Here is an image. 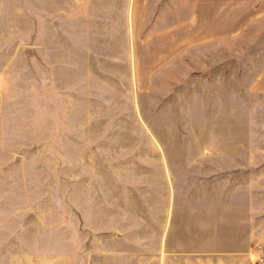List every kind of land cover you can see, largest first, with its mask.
I'll return each instance as SVG.
<instances>
[{
  "label": "crops",
  "instance_id": "0c3cea01",
  "mask_svg": "<svg viewBox=\"0 0 264 264\" xmlns=\"http://www.w3.org/2000/svg\"><path fill=\"white\" fill-rule=\"evenodd\" d=\"M34 2L41 6L39 12H48L53 2L61 14L53 16L51 26L62 29L63 72L78 78L74 90L81 98L102 100L107 97L102 93L115 92L117 106H125L126 100L136 106L139 78L148 76L144 94L150 96L153 76L167 77L158 82L159 119L141 116L134 122L205 125L200 129L205 144L183 149L181 155L189 159L179 167L176 164L173 179L167 181L166 149L161 142L165 137L160 132L156 136L149 131L97 132L77 126L79 130L56 133L52 139L63 141L62 150L76 154L72 161L92 165L93 170L103 140L147 137V146H152L150 140L157 139V149L152 150L159 162L158 181L135 187L124 176L103 187L96 182V172L95 179H79L76 186L72 184L76 195H63L61 200L68 218L77 220V243L63 244L59 257H37L48 252L46 244L41 248L33 242L14 244L12 250L18 253L14 264H32L39 258L62 264H250L248 253L264 245V160L260 158L264 146L258 136L250 137L247 148L245 136L243 146L238 136L233 146L236 136L230 132L243 122L239 109L245 76L262 74L263 66L246 67L244 48H238L241 54L231 51V57L228 46L236 38L215 35L214 28L222 27L230 16L244 25L252 15L253 21L264 23V0H31V5ZM185 28L190 29L189 37H183ZM198 28L206 33L199 34ZM183 40L191 44L188 51L182 50ZM91 43L94 48L88 47ZM187 52L192 59H204L205 66L188 62ZM91 60L95 66L108 63L109 68L98 74ZM159 60L160 71H153ZM182 76L189 79L183 81ZM67 97L65 106L77 116L73 103L77 99L69 93ZM198 130L199 126L190 132Z\"/></svg>",
  "mask_w": 264,
  "mask_h": 264
},
{
  "label": "rangeland",
  "instance_id": "374dc122",
  "mask_svg": "<svg viewBox=\"0 0 264 264\" xmlns=\"http://www.w3.org/2000/svg\"><path fill=\"white\" fill-rule=\"evenodd\" d=\"M49 5L48 12H39L37 10L41 6L36 2L31 5V0H0V264H14V256L18 255L12 250L14 244L33 242L39 248L46 244L50 247L48 252H40L37 257H59L63 244L77 243V220L68 218L61 200L63 195H76L75 186L79 179L91 180L96 172V182L103 187H109L124 176L135 187L154 185L158 181L159 162L157 155L153 154L157 152L152 150L153 147L157 149V139L150 140L152 146H147L149 141L146 136L144 139L103 140V148L95 157L96 170H93L92 165L82 166L72 161L76 154L62 150L63 141L52 139L56 133L79 130L77 126L80 130L97 132L149 131L155 133L154 136L160 132L165 137L161 142L165 143L166 149L167 181L173 179L175 165L179 167L180 163L189 159L181 155L183 149L205 144L204 132L200 130L205 125L134 122L141 116H146L147 120L159 119L158 82L167 77L153 76L155 83L150 84L153 89L147 96L144 91L149 84L143 82L148 80V76H144V80L135 76V79L139 78L136 82L139 105L136 103V106L127 100L125 106H117L115 92L102 93L107 96L102 100L81 98L74 90L78 78L73 79L63 72L62 29L51 26L53 16L61 14L54 10L53 2ZM257 15H254L256 19ZM237 18L230 16L222 27L214 28V34L236 38L228 46L230 53L241 54L238 48H244L246 67L259 64L257 67L262 65L264 68V23L253 21V15L247 18L245 25L238 23ZM47 19L49 26H45ZM187 28L183 29V37L191 34ZM197 31L199 34L206 33L205 28H198ZM182 46L183 51H188L191 44L183 40ZM88 47L94 48L92 43ZM187 53L189 55L185 59L188 62L205 66L204 59H192ZM259 55L261 60L257 58ZM160 60L153 71H160ZM95 64L91 60V68L98 74L105 73L99 70L109 68L106 66L108 63ZM263 68L260 75L245 76L246 91L240 102L243 107L239 109L242 115L239 119L243 122L231 129L230 133L236 136L233 146H237L238 136L241 146L245 136L246 148L251 146V136L262 137L264 146ZM186 79L189 77L182 76L183 81ZM86 83L91 85L92 80L87 78ZM185 83L188 82H183V85ZM92 86L98 85L95 82ZM68 93L77 99L73 101L78 107L77 116L70 112L69 106H65L69 102ZM123 100L119 98V101ZM150 101L156 105L144 106ZM253 103L257 105L255 109ZM119 117L120 122H117ZM78 120L80 125L73 124ZM255 120H260L261 124L252 122ZM198 126L196 133H202L201 137L190 132L191 128ZM260 158L264 160V155ZM108 189L102 190L108 192ZM248 254L250 264H264V245H258L255 253ZM32 264L62 263L60 260L45 262L39 258Z\"/></svg>",
  "mask_w": 264,
  "mask_h": 264
}]
</instances>
